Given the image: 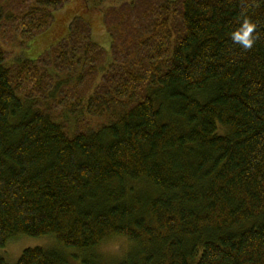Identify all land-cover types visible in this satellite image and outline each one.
Wrapping results in <instances>:
<instances>
[{
    "label": "trees",
    "instance_id": "1",
    "mask_svg": "<svg viewBox=\"0 0 264 264\" xmlns=\"http://www.w3.org/2000/svg\"><path fill=\"white\" fill-rule=\"evenodd\" d=\"M67 1L0 3V37L46 45ZM83 16L34 59L0 40V249L51 235L15 264H102L124 235L111 264H264V0L108 5L110 57Z\"/></svg>",
    "mask_w": 264,
    "mask_h": 264
},
{
    "label": "rangeland",
    "instance_id": "2",
    "mask_svg": "<svg viewBox=\"0 0 264 264\" xmlns=\"http://www.w3.org/2000/svg\"><path fill=\"white\" fill-rule=\"evenodd\" d=\"M123 0H68L64 6V8H61L57 10V12L54 15V22L51 25V27L48 30V37L45 39L47 42L46 45L43 44H33V38L28 40L24 39L23 37L19 35H13L12 30L10 29L9 32L6 31L8 26H5V29L0 37V40L3 44V47L5 51L7 52V62L12 65L16 63L17 61L25 58L34 59L38 56L41 50L45 48L49 43L56 42L57 40H60V37L67 31L66 25L68 20H70L72 17H75L77 14H84L87 16L85 17L92 26V39L94 42H96L100 47H102L106 53L108 54V57H110V47L111 42L109 39V34L107 31L104 30L103 25V10L108 5L117 4ZM1 5L3 8L7 9V12H10L12 10V7L18 5L19 0H0ZM89 6H95L93 9H89L87 7ZM72 20V19H71ZM70 20V21H71ZM10 27V26H9ZM40 45V49L35 51L38 46ZM33 46H35L33 51ZM44 47V48H43ZM34 54V56H33ZM37 55V56H35ZM109 60V58H108ZM52 72V66L48 68ZM36 95V93H34ZM67 120L73 125L75 124V117L74 115H67ZM107 121V119L103 118H96L94 119V126L101 124L103 122ZM116 237V236H115ZM57 241L56 239L51 235L46 236H40V237H28V236H17L15 238H12L9 240L6 245L0 249V255L5 258L7 264H15L22 254L23 250L26 248L31 247H45V248H51L53 246H56ZM96 255L99 257L100 262L102 264H111L113 261L118 260L123 255H104L101 254L98 249L95 250ZM78 260V259H76Z\"/></svg>",
    "mask_w": 264,
    "mask_h": 264
},
{
    "label": "clouds",
    "instance_id": "3",
    "mask_svg": "<svg viewBox=\"0 0 264 264\" xmlns=\"http://www.w3.org/2000/svg\"><path fill=\"white\" fill-rule=\"evenodd\" d=\"M255 29V25L249 22L248 31L249 35ZM254 41L249 40L248 46L250 47ZM135 242L129 237L120 235L116 237H105L98 243V251L104 255H123L126 253Z\"/></svg>",
    "mask_w": 264,
    "mask_h": 264
}]
</instances>
